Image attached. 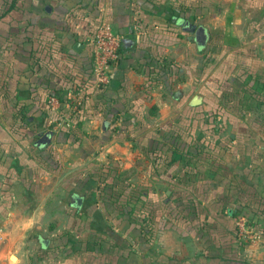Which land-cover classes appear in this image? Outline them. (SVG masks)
Masks as SVG:
<instances>
[{"label": "crops", "instance_id": "obj_1", "mask_svg": "<svg viewBox=\"0 0 264 264\" xmlns=\"http://www.w3.org/2000/svg\"><path fill=\"white\" fill-rule=\"evenodd\" d=\"M0 264H264V0H0Z\"/></svg>", "mask_w": 264, "mask_h": 264}, {"label": "built area", "instance_id": "obj_2", "mask_svg": "<svg viewBox=\"0 0 264 264\" xmlns=\"http://www.w3.org/2000/svg\"><path fill=\"white\" fill-rule=\"evenodd\" d=\"M120 36L109 23H102L98 27L93 39V72L95 75V86H106L110 82L111 67L117 62ZM49 105L55 109L57 102L54 98L49 99ZM79 102L75 101L69 106V110L75 111ZM235 227L237 235L243 242L251 243L260 239V233L250 222L240 217L236 219Z\"/></svg>", "mask_w": 264, "mask_h": 264}, {"label": "water", "instance_id": "obj_3", "mask_svg": "<svg viewBox=\"0 0 264 264\" xmlns=\"http://www.w3.org/2000/svg\"><path fill=\"white\" fill-rule=\"evenodd\" d=\"M184 29L185 30H191V27L190 28L185 27ZM196 101H197V99L194 100V102H196Z\"/></svg>", "mask_w": 264, "mask_h": 264}, {"label": "trees", "instance_id": "obj_4", "mask_svg": "<svg viewBox=\"0 0 264 264\" xmlns=\"http://www.w3.org/2000/svg\"><path fill=\"white\" fill-rule=\"evenodd\" d=\"M100 88H103V86H101ZM100 88H99V89H100ZM238 218H240V217H238ZM238 218H236V219H238ZM243 218H245V217H243ZM247 220H248V219H247ZM236 231H237V229H236Z\"/></svg>", "mask_w": 264, "mask_h": 264}, {"label": "rangeland", "instance_id": "obj_5", "mask_svg": "<svg viewBox=\"0 0 264 264\" xmlns=\"http://www.w3.org/2000/svg\"><path fill=\"white\" fill-rule=\"evenodd\" d=\"M236 222V221H235Z\"/></svg>", "mask_w": 264, "mask_h": 264}]
</instances>
